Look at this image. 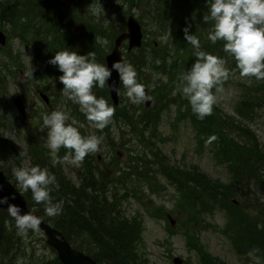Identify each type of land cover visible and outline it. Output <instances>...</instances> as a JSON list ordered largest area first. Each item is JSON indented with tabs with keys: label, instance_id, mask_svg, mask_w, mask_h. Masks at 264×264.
<instances>
[{
	"label": "trees",
	"instance_id": "trees-1",
	"mask_svg": "<svg viewBox=\"0 0 264 264\" xmlns=\"http://www.w3.org/2000/svg\"><path fill=\"white\" fill-rule=\"evenodd\" d=\"M121 2H125L126 6L133 5L134 16L142 26L143 34L138 47L125 50L130 61L126 63L132 64L135 70L142 74L146 86L152 84L153 74H158L156 87L147 89L153 99L148 107L139 108L140 113L119 101L116 104L112 103L108 92H104L103 98L115 108L113 124L109 126L116 125L118 128L116 145H128L135 154L127 160L126 165H122L123 168L117 167L110 173L102 170L101 163L94 156L88 155L78 168L77 185L72 184L60 169L50 166L46 156L43 161L38 157L32 161V166L47 168L55 175L56 183L50 185V195L54 203L64 202L63 211L55 217L47 216L44 205L36 204L32 200L31 191L23 193L28 206L37 210L46 222L63 233L71 245L88 253L98 264H113L114 260L119 264H141V258L133 244L139 239L140 222L136 217H128L121 213L117 205L122 197L133 189L128 184L138 180V177L150 184L157 171V174L165 175L176 185L179 192L177 202L182 213H187V216L191 213L198 217L203 212L212 211L213 208L223 210L226 224L232 229L228 238L234 250L240 254L252 252L264 264V222L259 221L257 213L250 214L247 207L231 200L234 194H246L249 190L246 185L249 183L257 187L255 190H264V146L258 142L249 124L250 119L257 114V109L264 106V81L255 79L236 81L238 93L233 106L235 115L229 117L225 115L229 122L222 123L220 114L217 120L211 123L207 118L198 119L190 111L180 113L181 117L187 116L199 144L204 145L209 137H217L211 143V150L216 157L224 160L225 167L231 174L228 181L222 182L209 177L195 164L190 163L184 168L166 164L158 149H153L155 147L153 141H150L157 127L158 113L164 107L175 104L177 110L180 108L191 110L188 101L182 95L177 93L174 96L172 93L179 83L178 75L186 72L195 62L193 55L195 50L184 39L185 27H189L190 34L200 40L201 50L224 58L226 67L235 70V61L223 51L222 42L212 44L207 39L211 30V23L203 22V15L207 12V0H0V13L11 25L19 22L20 38L26 32L24 28L33 19L31 34H40L42 38L41 41L38 37L31 41L29 39L31 54L45 74L52 73L54 77L59 78L62 73L57 74L58 67L46 61L49 59L50 49L55 47L51 50L54 53L50 54V59L59 51L60 44L65 46V50L66 45L78 46L79 50H82L85 48L83 40L86 39L87 31L99 29L97 26L104 22L110 12L113 14L116 12V15L112 16L116 20V26L111 27L112 29H109L111 33H108V38H113L117 32L124 29L125 16L129 13L120 7ZM69 3L70 6L73 4L72 8L68 12L61 11L60 5H64L66 9ZM90 3H95L98 8L102 7L98 15L87 17L80 10L76 8L74 10L75 5L83 8ZM10 14H13L15 21L4 17ZM63 19H66V22L62 24ZM44 24L54 25L52 36H42V27L46 26ZM143 25L148 30H145ZM148 32L152 38L147 42L145 34ZM163 36H167V42L162 43ZM79 54L84 55L82 52ZM157 60L160 61L159 64L156 63ZM159 75H166L167 79L161 81ZM45 83L41 85V90L55 88L47 80ZM58 88H63V85L57 86V91ZM126 133L130 136L124 137ZM136 145H141V149H137ZM147 145L148 154L145 152ZM63 152L66 150L62 148L61 153ZM18 161L19 157L12 144L0 136V169L14 185L16 180L11 166L21 167ZM116 171L117 174H114ZM130 174L136 178L132 179ZM239 181L244 186L243 190L238 192L236 189V193H233L235 188L232 187ZM18 240L19 235L14 222L0 209V254L6 252L11 255V258H6L5 264H16L15 258L20 243ZM254 249L256 251L253 252ZM200 258L205 264L203 254H200ZM53 261L60 264L56 258H53Z\"/></svg>",
	"mask_w": 264,
	"mask_h": 264
},
{
	"label": "rangeland",
	"instance_id": "rangeland-1",
	"mask_svg": "<svg viewBox=\"0 0 264 264\" xmlns=\"http://www.w3.org/2000/svg\"><path fill=\"white\" fill-rule=\"evenodd\" d=\"M117 2L119 3V1ZM91 4L98 8L95 3H90L83 8L75 5L74 10L76 8L85 16H92L93 14L89 10ZM60 6L62 8L61 11L67 10L68 12L73 4L70 6L69 3L66 9L64 5ZM120 7L129 13L135 14L132 4L126 6L125 2H121ZM114 14L116 15V12ZM114 14L113 12L108 13L104 22L97 26L99 29L91 32L87 31L86 39L83 40L85 45V48H82L83 51L79 50L78 46L72 47L71 45H66V50L75 51L78 54L82 52L84 55L93 51L96 54V62L104 64L103 56L109 50L112 40V38H108V33H111L109 29L116 26V20L112 18ZM4 17L15 21L13 14L5 15ZM65 22L66 19H63L61 23ZM90 22L95 21L90 20ZM18 24L19 22H16V24L11 25L0 13V30L5 35L4 43L0 44V136L14 147L19 157V165L21 167H32V161L38 157L43 161L44 156H46L50 166L60 169L72 184L77 185L79 181L77 171L82 165L57 164L53 166L49 149L45 147L47 130L41 131L42 115L63 109L70 112L71 117L85 125L84 128L80 129L82 135H97L103 138L100 146L101 151L92 155L94 158L98 155L96 159L101 163L102 170L110 173L117 167L123 168L122 165H126L127 160L134 156L135 152L130 150L128 145H116L119 133L117 126H108L101 132L87 125V121L79 111L78 105L73 104L62 96V88H58V91L56 90L57 86L61 85L58 77H54L52 73L45 74L40 69L39 62L33 58L30 41L33 38L35 39V37H38L40 41L42 38L40 34H31L33 19L24 28L26 32L22 35L23 40L28 43H24L22 38L19 37V32L21 31L19 28L21 26L18 27ZM102 24L103 27H101ZM44 25L46 26L42 27V36H52L54 25ZM144 29L148 30L145 27ZM95 37L106 39L108 44L104 46L96 43ZM151 38L149 32L145 34L147 42ZM39 40L38 42H40ZM161 41L163 43L162 39ZM58 46L59 51H65V46L63 47L62 44ZM54 49L55 47L50 49L49 59H46L47 63L50 60V54L54 53L51 50ZM120 49L125 62H130L127 59L124 42L121 44ZM56 71L57 74L60 73L58 68H56ZM31 72L32 75H30ZM159 79L163 81L167 79V76L159 75ZM46 80L55 86L52 90L48 89L49 92L45 91L53 104L51 108L45 106L36 93V89H41V85L46 84ZM137 80L145 85V78L139 71L137 72ZM236 81H245L239 77L238 70L230 77V80L224 83V90L218 94L219 98L214 106L213 114L206 117L211 123L217 120L218 114L221 115L222 123L229 122L227 116L235 115L233 106L238 93ZM117 88L120 90V94L117 95V102H121L122 105H128L136 113H140L141 110L139 108H146L151 102L133 105L124 96V89L119 84V81ZM93 92L100 98L104 97V92L107 93V89L106 86L103 89L95 87ZM148 94L150 95L149 92ZM13 97L22 99L26 117H21L17 111L14 114ZM186 111L192 112L188 109L184 110V108L177 110L175 104H168L158 113L155 134L150 139L155 146L153 149H158V153L163 156V161L165 160L164 162L168 165L175 164L177 168H184L190 163L195 164L209 177L217 178L222 182L228 181L231 174L225 167L224 160L213 154L211 144L205 146V143L201 145L197 142L195 131L188 122L187 116L183 115L181 117L180 115V113L185 114ZM256 113L250 119L249 124L258 142L264 146V106L259 107ZM226 114L227 116H225ZM135 127L138 126L135 125ZM123 130L126 129L123 128ZM127 136L130 135L128 133L124 134V137ZM131 141L132 139H130L129 143ZM140 146L136 145L135 147L141 149ZM148 146L145 147L147 154L149 152ZM65 154L66 152L61 153V150L58 153L60 157ZM11 168H13V165ZM114 174H117V171ZM130 177H133L132 179L136 178L133 174H130ZM138 178V180H133L132 184H128L133 189L130 190L128 195L122 197L117 207L121 213L128 217H136L140 222L139 239L133 244L136 246L138 256L141 258V264H173L171 257L174 255L180 258L178 264H203L200 254L205 257V264H256V255L250 256L249 252L240 254L232 247L228 238L232 233V229L226 224L223 210L213 208L212 211L203 212L198 217H194L191 213L187 216V213L180 211V206L177 202L179 192L176 185L170 182L165 175H159L156 171L150 184H147L141 177ZM14 183L17 187V182ZM243 187L242 182L239 181L235 187H232L235 188L233 193H236V189H238V192L242 191ZM246 187L249 189L246 194H234L231 200L240 206L247 207L250 214L257 213L259 221L264 222V190H255L257 187L250 183ZM251 190L254 191L252 192ZM166 214L173 219L171 224H169ZM18 241L20 243L17 249V258H15L16 264H23V262L24 264H56L53 261V258H56L55 252L44 243L41 230L36 233L29 231L26 238L19 236ZM6 258H11V255L6 252L0 254V262H3L2 264H5ZM259 261L262 264V261ZM113 264L119 263L114 260Z\"/></svg>",
	"mask_w": 264,
	"mask_h": 264
},
{
	"label": "clouds",
	"instance_id": "clouds-1",
	"mask_svg": "<svg viewBox=\"0 0 264 264\" xmlns=\"http://www.w3.org/2000/svg\"><path fill=\"white\" fill-rule=\"evenodd\" d=\"M93 15H98L101 8L89 6ZM204 23H211L207 39L216 44H223V51L235 61V70L226 67V60L217 55L201 50L200 40L190 34L185 27L184 39L195 50V62L186 71L178 75V85L173 91L184 97L192 113L200 120L211 116L222 93L223 85L238 70L242 80L264 81V0H207V12L203 15ZM167 42V36L161 37ZM95 42L104 46L106 39L95 37ZM48 63L58 67L62 73L59 82L63 85L62 96L78 105L84 115L87 125L103 131L113 124L115 108L109 105L103 97L98 98L93 89H103L108 85L113 70L118 73L119 84L124 89V96L133 105L152 101L153 97L147 89L156 87L158 74H153L152 84L146 86L138 82L137 72L132 64L115 61L111 68L96 62L93 51L80 55L75 51H57ZM160 63L159 60L156 61ZM32 75V72L30 73ZM113 91L120 94L119 88L113 82ZM85 125L71 117L70 112L58 109L50 114L42 115L41 131H46L45 147L49 149L53 166L57 164L80 165L88 155L101 151L103 138L97 135H82L80 129ZM217 137H209L205 146L211 144ZM66 154L60 157L61 149ZM12 174L21 194L31 191L32 200L43 204L45 214L55 217L63 211V201L53 202L50 195V185L56 183L55 175L47 168L39 165L32 167H13ZM15 199V195L12 196ZM7 204V212L15 221L17 234L27 237L29 231L39 232L41 219L32 213L21 214V209L15 204L8 203V198H0V205ZM258 227H261L258 225ZM256 251L255 249L253 252ZM249 255H253L252 252ZM256 264H260L256 258Z\"/></svg>",
	"mask_w": 264,
	"mask_h": 264
},
{
	"label": "water",
	"instance_id": "water-1",
	"mask_svg": "<svg viewBox=\"0 0 264 264\" xmlns=\"http://www.w3.org/2000/svg\"><path fill=\"white\" fill-rule=\"evenodd\" d=\"M5 41V35L2 30H0V44H3ZM125 41V50L138 47L142 41V30L141 25L137 18L132 14L128 13L125 16V27L123 30L117 32L111 42L109 50L104 54V64L106 67L111 68L112 63L115 61L125 60L122 58L121 53V43ZM118 73L113 70L112 77L106 85L108 95L112 103H117V92L113 91L110 86L113 82L116 83L118 87ZM38 96L45 102H47V96L44 92L39 91ZM12 103L14 107L24 116V107L20 97H13ZM146 102L144 104H148ZM15 195V199H12V196ZM7 197L8 203L15 204L20 207L21 214L32 213L33 215L38 216L41 219L40 230L43 235V241L46 245L51 247L54 252L57 260L60 264H98L88 253L82 251L81 249L71 245L63 233L46 222L42 215L35 209L28 206L27 200L23 194L15 187V185L5 176L4 172L0 169V198ZM7 204L0 205V209L4 210L7 214ZM9 215V214H8ZM10 217V216H9ZM169 223L171 224L173 219L166 214ZM11 218V217H10ZM12 219V218H11ZM13 220V219H12ZM13 222H15L13 220ZM173 264H178L180 258L176 255L171 257Z\"/></svg>",
	"mask_w": 264,
	"mask_h": 264
},
{
	"label": "flooded vegetation",
	"instance_id": "flooded-vegetation-1",
	"mask_svg": "<svg viewBox=\"0 0 264 264\" xmlns=\"http://www.w3.org/2000/svg\"><path fill=\"white\" fill-rule=\"evenodd\" d=\"M143 38V37H142ZM124 43H125V41H124ZM39 91H42V92H44L45 94H46V96H47V102H45V101H43L42 99V101L44 102V104H45V106H47V107H50L51 108V106L53 105L52 103H51V99H49V97H48V95H47V91L45 92V91H43V90H41L40 88H38V89H36V93H37V95H38V92ZM21 101H22V99H21ZM22 104H23V102H22ZM23 107H24V105H23ZM25 109V108H24ZM16 111L18 112V114L21 116V117H26V115H25V110H24V116H22L21 114H20V112L17 110V109H15V112H14V114H16ZM96 158H98V155H96ZM97 161H99L98 159H96ZM12 220V219H11ZM13 221V220H12ZM14 224H15V222H14ZM56 257V256H55ZM57 259V258H56Z\"/></svg>",
	"mask_w": 264,
	"mask_h": 264
}]
</instances>
